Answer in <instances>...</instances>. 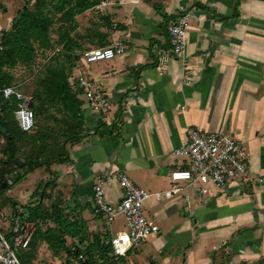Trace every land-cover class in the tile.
I'll use <instances>...</instances> for the list:
<instances>
[{"label":"crops","instance_id":"obj_1","mask_svg":"<svg viewBox=\"0 0 264 264\" xmlns=\"http://www.w3.org/2000/svg\"><path fill=\"white\" fill-rule=\"evenodd\" d=\"M26 1L34 0H0V33L9 28ZM100 2L98 10L105 16L96 19L99 27L75 26L91 7L74 16L68 36L76 42L77 53L91 42L99 47L98 31L109 28L106 18L113 21V28L102 34L107 38L104 46L119 40L123 52L92 67L85 63L84 74L99 85L109 107L94 111L77 93L86 136L66 148V162L52 163L47 170L40 166L30 172L14 171L15 177L24 173L12 184L18 187L17 197L6 188L0 195V212L7 208L12 221L13 214H19L16 204L24 203L26 184H33L29 205L57 203L66 222L82 226V243L79 235L62 237L66 248L60 252L71 256L67 249L83 248L94 234L107 242L117 233L112 225H101L94 212L91 186L95 180L103 181L109 204L121 197L114 178L118 171L151 194L161 192L167 189H161L163 185H169V171L186 166V159L172 151L185 141L187 127L225 132L242 141L250 180L229 183L221 190L208 188L204 195L187 187L165 200L150 196L143 203V213L158 230L149 237L148 248L161 253L163 248L183 246L187 251L183 264H260L258 260L264 258V0H159L165 15L173 16L167 22L190 14L184 66L157 54L169 47L167 22L152 8V1ZM78 70L79 66L73 67L71 74ZM183 71L188 76L184 83ZM0 115L5 122L7 117ZM4 132L0 127V133ZM10 183L6 182L7 187ZM9 202L15 206L7 207ZM66 202L73 207L67 208ZM11 221L1 224L3 234L10 233ZM47 226L53 227V221ZM46 245L37 242L35 251ZM46 249L53 252L48 245ZM208 250L214 252L212 261ZM171 263L172 258L163 256L158 264Z\"/></svg>","mask_w":264,"mask_h":264},{"label":"trees","instance_id":"obj_2","mask_svg":"<svg viewBox=\"0 0 264 264\" xmlns=\"http://www.w3.org/2000/svg\"><path fill=\"white\" fill-rule=\"evenodd\" d=\"M148 1H152V8L162 17L163 23L173 17L165 15L159 0ZM98 2L99 0H34L29 7L26 1L12 18L9 28L0 33V91L5 86H14L20 91L15 84L14 69L17 66L23 67L29 72L31 81L29 87H25V90L30 88L28 93L20 92L31 99L30 109L34 115L32 129L34 131H21L13 120L12 113L17 108L18 101L15 98L4 99L0 92V112L7 117L5 122L0 118V127L5 131L4 134L0 133V180L5 182L3 187L0 185V195L7 188L8 180L12 185L24 175L23 173L15 177L14 171L26 169L30 172L40 166L47 170L52 163L66 162L68 161L66 148L86 136L81 101L77 97V92L72 91L68 84V77L79 58L74 49L76 42L69 38L68 29L74 27L75 15L90 9ZM56 22L60 23V26L56 28L58 36L53 42L50 33ZM106 23L110 27L107 18ZM104 38V35L98 33L99 47L106 45ZM58 45L60 49L55 52L54 49ZM46 51L52 53L46 56ZM37 52L43 57L44 62L38 69L33 70ZM38 118L40 122L37 125ZM11 148L13 154L9 155ZM12 159L22 160L23 164L17 167L12 163ZM48 182L49 180L46 181ZM24 213L26 219L34 224L26 250L36 249L37 239L34 232L38 225L45 226L39 240L44 241L51 250L53 247L59 249L55 245L56 241L62 245L59 250H65L63 235L69 237L79 235L77 237L79 243L83 242L82 226L66 222L57 203L50 202L48 206H43L38 202L27 206ZM13 218H21V213L13 214ZM48 221H53L54 226L48 227ZM8 234L4 235L8 237ZM91 237L83 248L75 245L73 249H67L68 255L75 258L76 264H97L99 259H107L111 250L109 241L105 242L104 236L94 234ZM78 255H81L80 259H77ZM213 255L214 252L209 254L211 261ZM120 260L121 258L117 261L107 260L106 264H119ZM258 263L264 264V258L258 260Z\"/></svg>","mask_w":264,"mask_h":264},{"label":"built area","instance_id":"obj_3","mask_svg":"<svg viewBox=\"0 0 264 264\" xmlns=\"http://www.w3.org/2000/svg\"><path fill=\"white\" fill-rule=\"evenodd\" d=\"M102 3L93 6L99 9ZM190 14L185 12L174 21L165 24L169 47L157 50V54L164 55L171 60L178 61L181 66L186 63L185 29ZM121 41H113L110 45L82 50L80 53L83 63L109 60L123 52ZM54 51H58L55 48ZM50 55V54H49ZM48 55V56H49ZM188 76L183 71L181 82H187ZM68 84L72 91L86 102L94 111H105L109 101L103 96L99 85L87 79L81 73L70 75ZM4 99L15 98L17 108L12 112L17 127L23 132H30L34 127V115L30 107L24 102L28 99L14 86L1 89ZM172 155L186 159V166L169 171V187L161 192L151 194L134 185L123 171L114 173V178L121 189V197L115 204H109L104 199L103 181L98 178L91 186V198L94 212L107 226L114 222L116 216H122L126 229L118 231L109 240L111 250L107 259H99L97 264L117 261L125 257L127 251L137 247L142 241L153 236L158 228L154 220L143 213V203L150 196L159 200L170 198L173 193L180 192L187 187H193L198 195L208 193V188L223 189L229 183L247 182L250 180L247 170V152L243 143L225 132H208L199 128L187 127L185 141L172 151ZM258 182L261 179H256ZM34 224L27 219H12L9 235L6 237L0 231V264H20L16 251L26 250L30 242ZM81 255L77 256L80 259ZM49 264V263H44Z\"/></svg>","mask_w":264,"mask_h":264},{"label":"rangeland","instance_id":"obj_4","mask_svg":"<svg viewBox=\"0 0 264 264\" xmlns=\"http://www.w3.org/2000/svg\"><path fill=\"white\" fill-rule=\"evenodd\" d=\"M18 6L19 5H17V7ZM28 6L31 7L32 6V2H28ZM103 13L104 12H100V10L94 8V9L90 10V12L88 14L80 16L79 17V21L77 23L75 22V24H76L75 26L76 27H80L81 25H83L85 23H88L90 25V29H94L95 26H96V28H98L99 26L96 25L95 22H96V19L97 20H102L101 16H105ZM110 23H113V21H110ZM57 26H60V23L56 22L53 25L52 32L50 33V38H51V40L53 42L55 40V39H53V35L57 34V36H58L57 30H56ZM112 28H113V26L111 25V27H109V28H105L104 27V29H105L104 31H98V32L101 33V34H104L106 32V34H107L109 32V30H111ZM66 29H68V26H67ZM68 32H69V30H68ZM106 39L107 38H104V40H106ZM114 41H116V40H114ZM91 43H92L91 46L88 47L87 49L98 47L95 42H91ZM57 48L59 49L60 47L57 46ZM82 50H85V49H82ZM81 51L78 52L79 58L77 59V62L74 65V67H78L79 66L80 70H78V72L81 73V75H84L88 68L85 65V63H83V61L81 60V55H80ZM51 53H52L51 51H46V56H48ZM43 62H44L43 57L40 55V53L37 52V57H36V60H35V64L32 67L33 70L34 69H38ZM102 62H104V61L92 62L90 64L88 63L89 64L88 67H92V66H94L96 64H101ZM14 74H15V77H16L15 78V84L18 85L20 91L23 94H27L30 88H27L25 90V87L26 86L29 87V84H30V81H31V76H29V72L24 70L23 67L17 66L14 69ZM16 157H19V156L16 155ZM26 186H27L26 189L28 191L25 194L24 203H22V205L16 204V207H15V209L18 211V213H21V218L22 219H26V214L24 213L26 207L27 206H32V204L31 205L28 204L27 198H28V196L30 194V191L33 188V184L28 183V184H26ZM168 187H169V185L165 184V185L162 186L161 189L168 188ZM17 188L18 187L16 185L15 186L12 185V186L7 187V189L10 190V194L12 196H16V197H17V195H16ZM20 192L23 195L25 193L24 189H21ZM161 200H165V199L162 198ZM6 204H7V207L10 206L11 208H13L15 206V205L14 206L10 205L11 204L10 202L6 203ZM66 205L65 206L67 208H72L73 207V205L71 203H69V202H66ZM71 211H72L71 209L70 210L68 209V211H67L69 216H71ZM187 212H185V213H187ZM10 215H12V213L7 208L4 209L3 212H0V228H1V224L2 223L7 224L8 221H11L10 218H9ZM144 215L146 217H148L146 215V213H144ZM10 217H12V216H10ZM100 222H101V225H105L103 223L102 219H101ZM124 222L125 221H124L123 217L119 215V216H116L114 218V223H112L110 225H112L113 228L115 229V231L118 232V231L126 229V226L124 227V225H123ZM105 226H107V225H105ZM44 230H45L44 226H39L38 225L37 230L34 232V237H35V239H37L36 242H40L39 237L42 235ZM164 236H166V235H164ZM149 241H150V238L148 237V239H145L144 241H142L139 246L132 247L129 251H127L125 257L121 258V260L119 261V264H151V263L158 264V263H160V260H161V258L163 256H167L168 260L172 258V263L171 264H183V262H181V261L184 260V259H187L186 258V252L187 251L185 250V248H183V246H180V247L175 246V247H172L171 249L163 248V251L161 253L160 252L158 253L157 251H155V249H153L151 247L148 248ZM55 245L59 249H60V246H62L59 241H56ZM46 246H41L40 252H37L35 250H33V251H31V250H29V251L28 250H18V251H16V256H17V259H18L19 263L20 264H39L40 261H43V262L45 261L46 263H49V264H76V260H75V258L73 256H66V255L62 256V253L60 252L61 250H59V249L56 250L55 247H53V249H52L53 252H52V251H49L48 249H46ZM207 252L209 254L212 253V251L209 252V250ZM65 259H67L66 262L64 261ZM184 264H187V261L184 262Z\"/></svg>","mask_w":264,"mask_h":264},{"label":"water","instance_id":"obj_5","mask_svg":"<svg viewBox=\"0 0 264 264\" xmlns=\"http://www.w3.org/2000/svg\"><path fill=\"white\" fill-rule=\"evenodd\" d=\"M24 104H25L27 107H31V105H32V101H31V99H30V98L27 99V100L24 102ZM12 154H13V148H11L10 151H9V155H12ZM11 161H12V163H14L15 166H17V167H20V166L23 164V162H22L21 160L12 159ZM25 171H26V169H25ZM4 183H5V182H4L3 180H0L1 187L4 186Z\"/></svg>","mask_w":264,"mask_h":264}]
</instances>
